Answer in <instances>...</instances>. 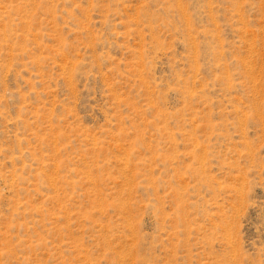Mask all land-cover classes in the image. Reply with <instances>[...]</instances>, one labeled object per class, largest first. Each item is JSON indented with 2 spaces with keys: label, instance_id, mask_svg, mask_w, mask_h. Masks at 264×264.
<instances>
[{
  "label": "rangeland",
  "instance_id": "374dc122",
  "mask_svg": "<svg viewBox=\"0 0 264 264\" xmlns=\"http://www.w3.org/2000/svg\"><path fill=\"white\" fill-rule=\"evenodd\" d=\"M0 264H264V0H0Z\"/></svg>",
  "mask_w": 264,
  "mask_h": 264
}]
</instances>
